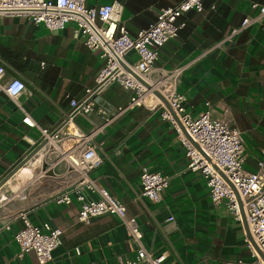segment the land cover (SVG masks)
I'll return each instance as SVG.
<instances>
[{
    "label": "crops",
    "instance_id": "0c3cea01",
    "mask_svg": "<svg viewBox=\"0 0 264 264\" xmlns=\"http://www.w3.org/2000/svg\"><path fill=\"white\" fill-rule=\"evenodd\" d=\"M114 1L124 6L122 22L131 37L155 22L163 8L180 2L86 0V5L100 7ZM253 2L264 5V0H204L202 12L192 10L178 19L185 26L176 39L161 47L157 61L168 70L185 67L178 92L186 96L185 107L192 116L206 111L209 103L213 118L228 120L239 129L244 168L250 172L258 171L264 149V22L241 31L232 40L225 39L246 16L254 14ZM75 27L69 23L63 30L49 31L27 18H0L3 83L18 78L26 85L17 101L0 91V185L16 163L33 151L39 128H57L72 110L70 101L84 99L86 89L94 86L105 64L99 52L74 38ZM136 58L135 53L129 55L131 61ZM131 96V91L113 84L96 98V103L98 108L113 113ZM18 104L38 126L23 123L24 112ZM101 122L97 113L76 118L86 132ZM94 142L104 162L91 173L92 178L138 220L147 251L154 256L166 253L163 264L253 261L245 243L244 224L235 221L223 206L212 203L206 180L188 170L186 149L159 112L137 107L107 127ZM143 168L170 179L158 203L140 196ZM22 171L31 174L28 167ZM26 180L11 178L3 192L19 189ZM59 189L56 182L34 188L26 208L33 224L49 223L63 231L61 244L48 264H117L136 258L138 245L118 216L106 214L89 224L79 223V203L58 205L52 199ZM8 213L0 212V264H38L32 252L18 256L20 247L14 233L22 222L12 220L11 230H6Z\"/></svg>",
    "mask_w": 264,
    "mask_h": 264
},
{
    "label": "built area",
    "instance_id": "2783aa9c",
    "mask_svg": "<svg viewBox=\"0 0 264 264\" xmlns=\"http://www.w3.org/2000/svg\"><path fill=\"white\" fill-rule=\"evenodd\" d=\"M203 1L180 0L175 7L163 8L155 22L136 37H131L122 22L124 6L116 1L89 7L86 0H0V18H27L35 24H43L49 31H60L67 24L74 23V38L82 39L105 61L95 77L94 86L86 89L84 99L70 101L72 110L66 119L57 128H39L40 137L33 146L34 149L39 145L42 147L13 175L18 176L24 167L30 168L31 174L24 185L8 194L3 192L6 182L0 185V212H9L5 229L11 230L12 220L22 222L14 233L20 247L19 257L32 252L38 264H48L53 259V251L61 244L63 231L60 228L49 223L35 225L26 212L33 189L56 182L61 189L52 194V199L58 205L79 203V223L89 224L95 217L112 214L128 228L138 245V253L134 260L117 264H163L166 261V253L154 256L147 251L142 244L138 220L129 216L126 206L100 188L91 176L104 162L94 139L127 112L143 106L151 112H159L162 120L175 130L186 149L188 170L204 177L212 203L223 206L241 224L245 219L250 234V237L246 234L245 243L253 257L248 264H264V149L261 150L258 171H247L239 129L228 120L213 118L209 103L206 111L192 116L185 107L186 96L178 92L185 67L168 70L157 65L161 47L176 39L185 26L178 19L192 10L202 12ZM251 10L254 14L246 16L240 27L233 29L225 40H232L241 31L264 22V5L253 2ZM222 45L223 42L218 47ZM131 53L137 55L135 61L129 60ZM4 75L5 69L0 65V91L17 101L26 85L18 78L3 83ZM113 84L131 91L132 96L125 105L110 113L98 108L96 98ZM18 106L24 112L23 123L29 127L38 126ZM92 113H97L102 122L86 132L77 125L76 118ZM30 153L25 154L20 163ZM20 163H16V167ZM169 181V177L143 168L140 196L158 203ZM95 194L98 197H93ZM77 253L80 254L79 250Z\"/></svg>",
    "mask_w": 264,
    "mask_h": 264
},
{
    "label": "water",
    "instance_id": "95a60500",
    "mask_svg": "<svg viewBox=\"0 0 264 264\" xmlns=\"http://www.w3.org/2000/svg\"><path fill=\"white\" fill-rule=\"evenodd\" d=\"M42 147V145H39L37 148H35L25 159L24 161H22L13 171H11L9 173V175L5 178L4 181H2L1 185L4 184L5 182H7L8 180H10L13 175L26 163L28 162V160H30V158ZM244 226H245V229H246V233L247 235L250 237V234H249V230H248V227H247V223L244 219Z\"/></svg>",
    "mask_w": 264,
    "mask_h": 264
},
{
    "label": "bare ground",
    "instance_id": "6f19581e",
    "mask_svg": "<svg viewBox=\"0 0 264 264\" xmlns=\"http://www.w3.org/2000/svg\"><path fill=\"white\" fill-rule=\"evenodd\" d=\"M23 170V169H22ZM21 170V172L19 173V175H18V177L19 178H28L29 176H28V174L26 173V172H24V171H22ZM16 188V187H15ZM13 189V188H12Z\"/></svg>",
    "mask_w": 264,
    "mask_h": 264
}]
</instances>
